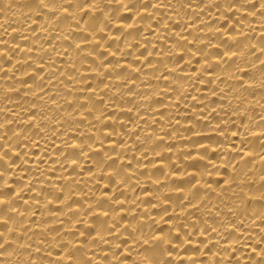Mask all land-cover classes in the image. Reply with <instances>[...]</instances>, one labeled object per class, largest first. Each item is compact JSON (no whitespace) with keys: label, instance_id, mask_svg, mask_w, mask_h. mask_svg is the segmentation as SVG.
<instances>
[{"label":"bare ground","instance_id":"bare-ground-1","mask_svg":"<svg viewBox=\"0 0 264 264\" xmlns=\"http://www.w3.org/2000/svg\"><path fill=\"white\" fill-rule=\"evenodd\" d=\"M0 264H264V0H0Z\"/></svg>","mask_w":264,"mask_h":264}]
</instances>
